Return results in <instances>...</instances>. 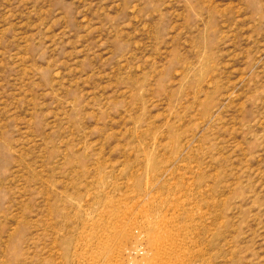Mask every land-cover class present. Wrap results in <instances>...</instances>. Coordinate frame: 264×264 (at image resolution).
Here are the masks:
<instances>
[{"label": "rangeland", "instance_id": "374dc122", "mask_svg": "<svg viewBox=\"0 0 264 264\" xmlns=\"http://www.w3.org/2000/svg\"><path fill=\"white\" fill-rule=\"evenodd\" d=\"M132 260L264 264V0H0V264Z\"/></svg>", "mask_w": 264, "mask_h": 264}, {"label": "bare ground", "instance_id": "6f19581e", "mask_svg": "<svg viewBox=\"0 0 264 264\" xmlns=\"http://www.w3.org/2000/svg\"><path fill=\"white\" fill-rule=\"evenodd\" d=\"M149 226H150V225H149ZM140 234H141V233H140ZM127 235H128V233H126V230H125V231H123V232L121 233V238L125 240V239H127V237H128ZM169 238L171 239V237H169ZM170 239H169V240H170ZM171 240H173V239H171ZM165 242H166V240H165ZM172 242H173V241H172ZM162 243H163V242H162ZM139 244H140V243H139ZM158 244H160V245H158V246H161V243H158ZM156 245H157V243H156ZM163 245H164V243H163ZM163 249H164V251H165V248H164V247H163ZM166 250H167V247H166ZM138 251H139V250H138ZM133 252H135V249H132V250H131V253H133ZM156 252H158V256L160 257V256H161V252H160V248H159V247H156ZM162 252H163V251H162ZM167 252H168V250H167ZM139 253H140V252H139ZM164 253H165V252H163V254H164ZM163 254H162V255H163ZM165 254H166V253H165ZM165 254H164V255H165ZM167 254H168V253H167ZM170 254H171V253H170ZM134 255H135V254H134ZM170 256H171V255H170ZM168 257H169V256H168ZM130 260H131V259H130ZM140 262H141V261H140ZM131 263L134 264L133 260L131 261ZM136 264H137V263H136Z\"/></svg>", "mask_w": 264, "mask_h": 264}]
</instances>
